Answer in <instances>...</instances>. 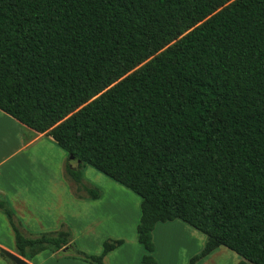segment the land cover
Segmentation results:
<instances>
[{
    "label": "trees",
    "instance_id": "16d2710c",
    "mask_svg": "<svg viewBox=\"0 0 264 264\" xmlns=\"http://www.w3.org/2000/svg\"><path fill=\"white\" fill-rule=\"evenodd\" d=\"M0 110L80 161L85 198L102 197L85 166L141 198L140 264L177 220L207 237L190 264L220 247L264 264V0H0ZM0 210L26 259L104 264L125 243L89 254Z\"/></svg>",
    "mask_w": 264,
    "mask_h": 264
},
{
    "label": "crops",
    "instance_id": "0c3cea01",
    "mask_svg": "<svg viewBox=\"0 0 264 264\" xmlns=\"http://www.w3.org/2000/svg\"><path fill=\"white\" fill-rule=\"evenodd\" d=\"M67 164L76 169L79 162L71 159L69 161L68 154L56 145L52 137L22 125L0 110V199L7 202L14 213L16 225L25 236L36 238L44 234L57 235L64 231L71 234L73 244H76L77 239L98 237L96 225L100 223V220L108 217L105 211L102 212V208L109 201L111 191H107L105 183L101 185L99 182L84 180V183L89 186L104 188L106 191L101 190L102 197L98 200L80 198L77 195L76 183L67 174ZM102 179L99 180L103 181ZM109 185V188L111 187L114 191L122 189L115 183ZM134 204L137 209L141 206L138 200ZM140 216L141 214L137 211L135 220L128 229L131 231L130 234L132 233L130 238L125 236L113 238L123 239L125 243L110 252L105 257L104 264L110 260L113 261L112 264H140L145 250L139 243L137 235H134ZM82 222L84 225L80 227ZM184 226L185 224L179 220L156 226L154 241L158 264H163V258L171 257L170 250L167 248L173 244L172 240L175 243V234L181 233L180 229ZM102 239L105 240V237H101ZM160 239L168 245L166 251H163L164 256L161 255L162 243L159 249ZM197 241L196 251L189 255L186 263L181 264H190L191 259L203 251L204 238H197ZM128 246L129 250H134V253L128 252ZM1 249L20 256L16 248L12 225L8 217L0 210V264H15L1 252ZM220 249L221 247L196 264H204L206 260L220 258L222 253ZM192 254L195 255L192 256ZM175 256L173 254L171 258ZM26 260L29 264H90L79 259H61L59 252L53 253L49 250ZM229 261L230 264H238L243 261V258L239 255L232 256ZM247 264L251 263L247 262Z\"/></svg>",
    "mask_w": 264,
    "mask_h": 264
},
{
    "label": "rangeland",
    "instance_id": "374dc122",
    "mask_svg": "<svg viewBox=\"0 0 264 264\" xmlns=\"http://www.w3.org/2000/svg\"><path fill=\"white\" fill-rule=\"evenodd\" d=\"M103 178V181H100L98 178ZM83 180H86L87 182H99L101 185H104L105 183V188L109 192V201H107L106 205H104V208H102V212L105 211L108 215V217L104 220H100V223L96 225V232L98 233V237L94 238H84V240H75V247L77 246L78 248L86 251L89 254H101L102 249H103V242L108 239H113L114 237H121L125 236L130 238L132 233L130 234L129 227L131 226V223L133 220H135V216L137 211L139 214H141V209L140 206L137 209L134 205V203L138 200L141 203V198L137 195H135L133 192L129 191L122 185L116 183L115 181L109 179L108 177L104 176L103 174L97 172L95 169L89 166H85L83 168ZM105 180V181H104ZM115 183L119 187H121V191H114L109 188V184ZM85 186L90 187L88 184L84 183ZM77 190L79 195L81 197L87 196V193L85 189H83L82 186L76 183ZM103 186V187H104ZM99 190H104V188H99ZM77 192V193H78ZM133 196V197H130ZM141 205V204H140ZM106 207V208H105ZM99 214V213H98ZM111 220H108L110 219ZM181 223L185 224L183 228H181L180 232L181 233H176V241L174 243V240H172L173 244H171L169 247L168 245L164 244V241L160 239V245L159 249L161 248V243H162V253L161 255L164 256V252L166 251V248L170 250L171 257L173 254L176 256L174 258H168L165 259L163 258V264H181V263H186L187 258L191 253H194L196 251V246L198 244L197 238H204L205 244L207 241V237L197 231L196 229L190 227L189 225H186V223L180 221ZM84 223L82 222V227ZM134 235H137L136 228L134 231ZM101 237H105V240H101ZM171 241V240H170ZM138 244V243H137ZM131 246V245H129ZM129 246L127 247L128 252L134 253V250H129ZM140 246V245H139ZM205 246V245H204ZM142 248V247H140ZM222 253L220 255V258H214L212 261L211 260H206L204 264H230V259L232 256H238L236 253L233 251L227 249L226 247H221ZM71 252L70 254H72ZM202 253V252H201ZM200 253V254H201ZM199 254V255H200ZM195 254H192V256ZM198 256V255H196ZM167 257V256H166ZM195 257V256H194ZM132 259V258H130ZM174 259V260H173ZM113 261L111 262L108 261L107 264H112ZM252 264V263H251Z\"/></svg>",
    "mask_w": 264,
    "mask_h": 264
},
{
    "label": "water",
    "instance_id": "95a60500",
    "mask_svg": "<svg viewBox=\"0 0 264 264\" xmlns=\"http://www.w3.org/2000/svg\"><path fill=\"white\" fill-rule=\"evenodd\" d=\"M71 160H75L74 156H70ZM80 163V161H78ZM1 252L10 260H12L15 264H29L28 261L14 253H11L5 249H1Z\"/></svg>",
    "mask_w": 264,
    "mask_h": 264
}]
</instances>
